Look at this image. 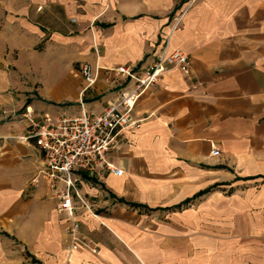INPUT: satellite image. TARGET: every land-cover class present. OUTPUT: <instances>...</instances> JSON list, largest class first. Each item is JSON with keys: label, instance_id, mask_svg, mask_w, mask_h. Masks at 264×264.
Returning a JSON list of instances; mask_svg holds the SVG:
<instances>
[{"label": "crops", "instance_id": "crops-1", "mask_svg": "<svg viewBox=\"0 0 264 264\" xmlns=\"http://www.w3.org/2000/svg\"><path fill=\"white\" fill-rule=\"evenodd\" d=\"M61 1L74 10V0ZM86 1L71 25L77 32H59L64 51L54 60L64 77L0 94V155L10 180L0 215L31 258L11 264H264V0ZM166 43L187 53L188 73L171 69L141 93L139 128L110 154L120 175L81 173L78 187L104 224L76 209L97 250H70L40 154L20 139L24 123L6 120L2 109L76 113L82 100L101 112L125 83L114 69L146 65ZM23 50L21 69L39 68L36 53ZM95 62L96 82L81 93L77 67ZM212 144L219 155L210 154Z\"/></svg>", "mask_w": 264, "mask_h": 264}, {"label": "built area", "instance_id": "built-area-1", "mask_svg": "<svg viewBox=\"0 0 264 264\" xmlns=\"http://www.w3.org/2000/svg\"><path fill=\"white\" fill-rule=\"evenodd\" d=\"M97 54L96 42L92 44ZM189 58L180 49H168L164 45L153 61L146 65L118 66L117 71L125 79L119 94L108 101L101 112L90 111L79 100L76 113L61 112L52 115L47 111H35L25 105L17 111L9 110L4 116L14 117L25 125L20 139L32 141L42 161V177L55 199V209L62 217L64 234L70 250L81 246L95 252L80 231L75 218L76 209L82 208L101 224L100 214L95 211L89 200L78 187L81 173L101 177L104 172L120 175L122 169L110 159V154L118 151L128 130L138 129L143 118L135 117L137 99L149 86L155 85L171 69L188 73ZM97 62L79 65L78 73L84 84L81 93L92 87L98 77ZM210 154L219 155V148L212 144ZM39 175L32 177L37 182Z\"/></svg>", "mask_w": 264, "mask_h": 264}, {"label": "rangeland", "instance_id": "rangeland-1", "mask_svg": "<svg viewBox=\"0 0 264 264\" xmlns=\"http://www.w3.org/2000/svg\"><path fill=\"white\" fill-rule=\"evenodd\" d=\"M73 2L74 10L72 11V7L68 6L69 12H66V5L60 0H0V89H2L0 94H17L23 91L24 86L50 87L64 77V71L55 66L56 60H54V57L59 55L57 53L59 50L64 51V41L58 40L61 37L59 32L67 36L77 32L71 25L77 23V13L84 12L83 6L88 1L74 0ZM89 3L97 4L98 2L92 0ZM64 23H68V26L63 27ZM23 49H30L36 53V63L37 65L39 63V68L29 71L21 69L19 54L24 51ZM25 63L26 66L32 65V59H26ZM6 83L9 86H6ZM27 99H29L28 96H24V100ZM21 108H9L6 112ZM34 110L41 111L35 108ZM5 114L2 109V117ZM6 118L8 121H18L11 116ZM2 144L3 141H0V148ZM2 150L3 148L0 149V153ZM2 162L0 155V193L10 184L7 172L2 171ZM3 222L5 219L0 215V264H11L22 258L31 260L27 249L16 237L5 232Z\"/></svg>", "mask_w": 264, "mask_h": 264}]
</instances>
